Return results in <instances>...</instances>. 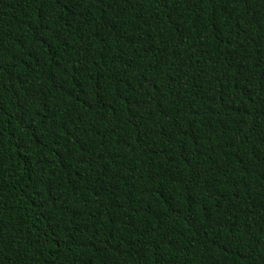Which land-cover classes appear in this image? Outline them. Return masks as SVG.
Wrapping results in <instances>:
<instances>
[{
    "label": "trees",
    "instance_id": "16d2710c",
    "mask_svg": "<svg viewBox=\"0 0 264 264\" xmlns=\"http://www.w3.org/2000/svg\"><path fill=\"white\" fill-rule=\"evenodd\" d=\"M0 264H264V0H0Z\"/></svg>",
    "mask_w": 264,
    "mask_h": 264
}]
</instances>
